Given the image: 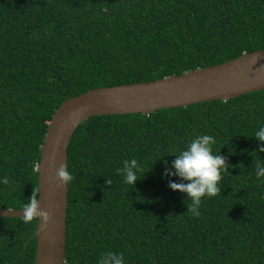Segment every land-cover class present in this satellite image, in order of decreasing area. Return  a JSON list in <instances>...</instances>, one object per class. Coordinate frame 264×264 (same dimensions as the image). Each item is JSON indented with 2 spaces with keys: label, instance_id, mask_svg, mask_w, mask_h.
Returning <instances> with one entry per match:
<instances>
[{
  "label": "trees",
  "instance_id": "trees-1",
  "mask_svg": "<svg viewBox=\"0 0 264 264\" xmlns=\"http://www.w3.org/2000/svg\"><path fill=\"white\" fill-rule=\"evenodd\" d=\"M263 48L264 0H0V177L10 181L0 207L37 197L39 147L66 98ZM261 125L264 88L82 121L67 148L63 264H97L108 251L124 264H264V177L254 174L264 152L251 137ZM205 134L229 172L193 217L163 161ZM132 159L140 178L130 187L117 169ZM36 222L0 216V264L34 263Z\"/></svg>",
  "mask_w": 264,
  "mask_h": 264
},
{
  "label": "water",
  "instance_id": "water-1",
  "mask_svg": "<svg viewBox=\"0 0 264 264\" xmlns=\"http://www.w3.org/2000/svg\"><path fill=\"white\" fill-rule=\"evenodd\" d=\"M264 88V48L242 52L229 60L193 68L177 75L86 90L63 100L47 122L39 147L37 199L50 213L37 219L33 264H63L68 186L58 187L56 169L65 164L70 137L95 115L150 113L214 99L226 100ZM22 208H1L0 216L21 217Z\"/></svg>",
  "mask_w": 264,
  "mask_h": 264
},
{
  "label": "clouds",
  "instance_id": "clouds-1",
  "mask_svg": "<svg viewBox=\"0 0 264 264\" xmlns=\"http://www.w3.org/2000/svg\"><path fill=\"white\" fill-rule=\"evenodd\" d=\"M251 137L258 141L256 151L264 152V125H261ZM215 143V138L211 135H198L184 149L168 154H175V158L170 162L163 161L162 175L177 178L169 179L167 186L186 194L187 199L191 200V204L187 205V211L193 217L200 216L199 209L203 198H211L221 193L223 174L229 172L227 157L220 155L219 151L213 152ZM232 151L229 149V152ZM117 172L122 176V182L132 187L140 178H138L140 165L135 159L125 160L122 168L117 169ZM254 174L257 179L264 177V165L259 161L256 162ZM54 179L58 182L57 186L61 187L69 184L74 177L67 170L66 165L61 164L56 169ZM111 183L110 179L105 180V184ZM0 185L9 186V179L6 176L0 177ZM21 217L22 221L28 224L38 218L47 221L50 213L40 209L39 200L33 193L28 202L22 206ZM97 264H124V257L120 253L108 251L100 255Z\"/></svg>",
  "mask_w": 264,
  "mask_h": 264
}]
</instances>
